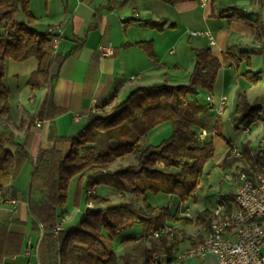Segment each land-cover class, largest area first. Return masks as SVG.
Listing matches in <instances>:
<instances>
[{"label":"crops","instance_id":"crops-1","mask_svg":"<svg viewBox=\"0 0 264 264\" xmlns=\"http://www.w3.org/2000/svg\"><path fill=\"white\" fill-rule=\"evenodd\" d=\"M203 1L28 0V10L33 16L30 23L32 29L46 33L50 25L62 23L61 39L56 51L52 52L62 60L52 66L51 79L39 88H31L27 84L29 75L38 66L35 57L21 61L8 59L5 63L3 84L8 89V112L1 117L12 132L15 143L28 152L29 158L22 163L18 175L2 193L17 201L14 207H0V259L4 264H24L27 259L40 264H58L57 247L50 246L48 235L44 237V228L40 237V221L30 210L42 199L40 179L31 181L33 164L40 152L55 151L63 157L70 148L69 139L88 123L94 108L111 107L138 86L185 84L194 66V50L205 48L220 64L214 85L221 74L220 90L227 89L235 99L230 113L234 110L239 91L246 94L252 106L264 108V47H255L258 41L264 40V0H259L256 11L252 9L248 12L243 9L250 6L253 0ZM17 14L15 19L25 20L22 13L21 19ZM108 43L113 47V54L102 57L99 47ZM180 44H184L187 50L170 56L172 47ZM184 59L187 60V68L180 73ZM251 80L255 81L251 83ZM202 95L203 90L196 98ZM197 118L203 122L200 114ZM218 120L220 123L221 118ZM37 122L40 125H36ZM250 132L249 129L248 134ZM262 135L260 130L246 140L249 153L254 150L252 140L257 141ZM206 137L199 140L204 141ZM214 138L218 135L214 134ZM229 142L221 143L225 146ZM8 149L15 151L16 146L8 144ZM241 151L243 153V149ZM225 152L221 161L227 159ZM94 181L95 185L91 188L94 194L101 195L97 193V185L104 187L102 195L109 190L113 192L115 180L112 174L97 175ZM71 182L76 191L75 206L78 209L86 207L88 200L83 189L84 181L77 178H72L68 184L66 201ZM155 185V182L142 178L136 181L140 190L137 195L129 191L112 195L117 200L122 196L143 197L146 200L148 190L155 193ZM196 193L195 190L190 197L194 202ZM167 197L176 201L174 195L167 194ZM181 206L184 210H181V216H176L189 219V206L184 203ZM203 209L210 214L211 209ZM56 215L55 223L61 220L62 229L69 228L63 224L64 216H67L66 206L57 208ZM167 223L175 225L179 231L175 245L179 249L201 242L205 235L202 222L195 228V222ZM55 235L52 232V236ZM137 236L132 239L133 243ZM28 242L31 255L26 257ZM142 252L138 263L143 259ZM123 254L136 259L126 245ZM159 254L162 264H212L215 261L213 254L183 260L164 249Z\"/></svg>","mask_w":264,"mask_h":264},{"label":"trees","instance_id":"trees-1","mask_svg":"<svg viewBox=\"0 0 264 264\" xmlns=\"http://www.w3.org/2000/svg\"><path fill=\"white\" fill-rule=\"evenodd\" d=\"M18 12L24 15V21L14 18ZM32 21L28 0H0V26L3 29L0 34V194L29 158L28 152L15 143L1 117L8 112V89L3 84L5 63L8 59L21 61L35 57L38 66L29 75L27 84L39 88L51 79L52 66L62 60L52 54L48 35L32 29ZM219 67L218 59L208 48L194 50V66L186 84L138 86L121 102L112 105L109 113L104 116L92 114L88 123L69 139L70 148L63 157L55 151L37 155L31 181L40 179L42 199L30 210L43 225L44 237L48 235L50 246L57 247L58 264H133L135 260L129 256L116 255L104 238L131 226H138L141 233H146L167 222L189 221L187 217L178 218L169 205L153 206L143 197L142 203L136 196L114 203L106 195L92 193L86 194L92 207H85L78 223L52 236L56 209L64 206L72 178L84 181L83 189L87 191L95 185V176L111 173L115 180L112 192L115 195L128 191L137 195L140 190L136 181L143 178L156 183L155 192L174 195L176 204H183L191 197L199 184L202 165L213 157L214 152L212 140L198 139V131L205 129V123L198 120L197 115L205 110L196 95L201 90L212 91ZM258 108L239 91L230 113L233 127L250 125L257 118L254 112ZM164 122L170 123V135L158 144L149 143V131ZM214 133L221 135L219 120ZM8 144L15 145V151L9 150ZM242 149L239 159H225L223 163L248 162V145L245 143ZM127 156H131L133 162L108 170L113 162ZM225 199H232V196ZM206 213L204 210L197 216L204 225L209 219L204 217ZM157 240H161L166 252H171L175 246L166 245L164 238L151 239L150 246L143 249L140 264H149Z\"/></svg>","mask_w":264,"mask_h":264},{"label":"built area","instance_id":"built-area-1","mask_svg":"<svg viewBox=\"0 0 264 264\" xmlns=\"http://www.w3.org/2000/svg\"><path fill=\"white\" fill-rule=\"evenodd\" d=\"M205 0L202 2L204 3ZM259 0H253L250 6L244 8L245 12L257 10ZM62 23L50 25L46 34L50 38L52 52L56 51L61 39ZM197 34V32H192ZM202 32H199L201 34ZM211 38V37H210ZM212 42V41H211ZM256 48L264 47V40L255 44ZM99 53L103 56L113 54L110 43L101 45ZM206 109L221 116L226 110L228 99L225 96L214 98L211 94L205 96ZM103 108H94L92 112L96 115L102 113ZM36 125H40L39 122ZM244 134H248L249 125L242 128ZM208 135L205 129L198 134L202 140ZM242 151L237 145L229 142L226 145L225 158H240ZM237 190L232 196V202L220 198L211 209L208 223L204 225L205 235L201 242L188 248L179 249L175 246L171 249L172 255L179 260L188 257L203 258L207 254H213L215 261L212 264H264V138L257 143L256 148L250 152L248 162H241L236 176ZM93 193L91 189L86 191L89 196ZM16 199L0 194V207L16 205ZM179 208L182 203H177ZM86 207H92L88 201ZM39 235H43V225L39 222ZM61 223H55L54 233L61 230ZM177 227L165 223L160 228L141 233L135 242H144L149 239H161L172 241L176 235ZM26 257L31 255V246L28 242ZM157 255H152L149 264H157ZM0 264L4 261L0 259ZM24 264H40L39 261L26 260Z\"/></svg>","mask_w":264,"mask_h":264},{"label":"rangeland","instance_id":"rangeland-1","mask_svg":"<svg viewBox=\"0 0 264 264\" xmlns=\"http://www.w3.org/2000/svg\"><path fill=\"white\" fill-rule=\"evenodd\" d=\"M17 16L20 19L22 18L21 13H18ZM0 31L3 32L1 27H0ZM2 32H0V34ZM186 50L187 49H186V46L184 44L174 46V47H172L173 53L170 56H173L175 54H177V55L183 54ZM186 64H187V60L183 61V67L180 68V70H181L180 73L182 71L184 72L185 68H187L185 66ZM189 64L190 63L188 61V65ZM185 81L188 82L187 79ZM221 86L222 85H221V74H220L217 82L212 87V91L210 93H208V94H211L214 98H218L220 96H225L228 99L227 108L222 113L221 116H217L214 112L208 111L206 109L205 96L207 95V91L203 90V95L199 96L197 98L198 102L203 106V108L205 110V112L200 113L201 119L205 123V130L208 132V135H207L205 140H212L214 152H213V157L202 165L201 178H200L199 184L197 185V188H196V192H197L196 193V198H197L196 201L194 202V200L192 198H189L184 203L186 206H189V208H190L189 213H190L191 217L188 219L189 221H186V222L184 220H182V221H184V223L195 222L193 228H195L197 226V224L201 223V221L197 219V216L205 210L203 208L212 209L220 198H227L229 196H233L237 190L235 176H236L237 169L240 167L242 161L237 160V161L233 162L231 165H227V164L223 163V161H221V156H222L223 152L226 150V145L225 146L222 145L223 143H221V142L231 141L233 144L237 145L238 148L241 150L242 144L247 142L246 140H248V139L250 140L252 137H254L255 134H257V132H259L261 130V133L264 134V108H258L254 112V115L257 117L256 119H260V120L256 121L255 123H252L251 126H249V129L251 130V132L249 134H244L242 131V127L238 128V129L233 127L231 120H230V111L233 108V105L235 103V99L233 98V96H231L229 94V91L227 89L220 90ZM111 107H112V105H111ZM111 107L109 106L108 108H105V109L103 108L102 113L99 114V116H104L105 114L109 113ZM219 117L221 118V122H220V133H221V135L218 136V138H214L215 124H216L217 120L220 119ZM170 132H171L170 123L164 122V123L156 126L155 128H153L151 131H149V133L147 134V140L149 141V143H151L153 145L158 144L163 139L167 138L170 135ZM262 138H264V135H262L257 141L252 140V149L256 148L257 143L260 140H262ZM131 162H133V158L131 156H129V157L127 156L123 159H120V160L113 162L111 165H109L108 170L109 169L113 170L118 166H123V165H126V164L131 163ZM108 172H111V171H108ZM70 185H71V187L69 189V195H68L69 197L64 204V206H66L67 216H64V222H63L64 226L69 227V228L73 227L75 224L78 223L80 216L85 209V207L83 208V206H81V209L80 208L78 209L75 206V201H74L75 189H74L73 182H71ZM103 188L104 187L102 185H97L96 186L97 193H101V195H102ZM75 193H76V191H75ZM147 194H148V196L146 198V201L148 203H150L151 205H154V206L169 205L170 208L172 209V211H175L176 215L181 216L180 212H181V210L183 211L184 208H183V206H181L179 208L178 204L175 203V199L172 200V199L168 198L167 194H163L161 191L154 193L153 191L148 190ZM106 195L109 198H112L113 202L118 201V200L124 201V200L128 199L127 196H125V197L122 196V197H118V200H117L116 199L117 197L112 195L111 190H109L106 193ZM103 196H105V194H103ZM137 201L139 203H142L141 197H138ZM228 201L233 203L231 199H228ZM208 214L209 213H206V215H204V217L209 218ZM183 216H185V215H183ZM57 222L61 223V226H62L61 220L57 221ZM202 223H204V222L202 221ZM53 232H54V230H53ZM140 234H141V229L138 226H131V227H128V228H125V229L119 231L115 235L110 236L108 238L105 237L106 235H105V233H103V235H104L103 237H105L104 238L105 242L107 243V245H109L114 250L116 255L123 254L125 251V245H126V249L131 254L135 255L134 258H136V259L133 262V264H137L138 261L140 260L142 249H145L146 247L150 246V244H151V239L144 241V242L133 243L132 238L137 236V235H140ZM178 234H179V231H178V229H176V235L172 241L164 240L166 245H170V244H173V246L176 245V240H177ZM163 245L164 244L161 242V240H157V247H156V250L154 251V253L152 255H157L158 259H160L159 252L162 250ZM133 248H135V249L137 248V249L135 250ZM138 264H140V263H138Z\"/></svg>","mask_w":264,"mask_h":264}]
</instances>
